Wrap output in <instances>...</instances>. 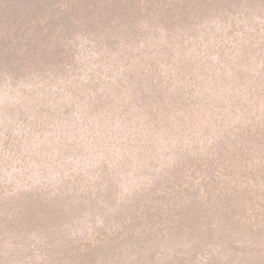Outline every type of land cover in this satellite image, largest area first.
Returning a JSON list of instances; mask_svg holds the SVG:
<instances>
[{
	"label": "rangeland",
	"instance_id": "rangeland-1",
	"mask_svg": "<svg viewBox=\"0 0 264 264\" xmlns=\"http://www.w3.org/2000/svg\"><path fill=\"white\" fill-rule=\"evenodd\" d=\"M201 1L206 6L213 0L140 3L143 8L151 5L149 16L161 22L152 34H144L141 23H132L133 28L121 27L111 36L34 41L39 54L1 57L11 68L0 77L5 79H0V202L32 192L42 198L63 196L73 207L62 204L56 211L61 216L52 219L41 216L3 225L0 217V264L3 259L10 264H49L41 253L50 245L56 248L49 237L59 239V233L83 241L79 245L103 233L125 235L123 230L138 238L140 228L123 226L134 222L138 212L144 215L143 205L155 204L149 198L153 195L180 203L189 198L181 190L192 188L188 191L197 189L199 195L194 201H201L199 184L209 169L198 160L200 171L197 160H188L179 171L182 167L173 161L177 141L194 137L191 124L199 129L208 124L205 133L211 137L220 129L222 136L228 135L229 126L238 133L248 125L238 122V109L249 115L264 108V47L243 46L235 61L222 64L234 49L223 48V39L209 43L211 36L191 31L186 19L200 15ZM202 23L208 25L207 20ZM258 23L250 30L258 32L264 44V28ZM231 37L237 41L235 34ZM204 91L212 92L202 100ZM206 103L216 105L220 114L211 113ZM257 120L254 117V124ZM214 121L217 131L211 127ZM223 169L219 164L210 168L224 180ZM54 226L58 234H51ZM45 237L49 240L44 243ZM186 237L173 235L145 245L134 259L131 254L138 247L124 246L100 264H216L212 259L223 264L229 255L217 256L215 247L199 244L192 248L198 256L192 259Z\"/></svg>",
	"mask_w": 264,
	"mask_h": 264
},
{
	"label": "trees",
	"instance_id": "trees-1",
	"mask_svg": "<svg viewBox=\"0 0 264 264\" xmlns=\"http://www.w3.org/2000/svg\"><path fill=\"white\" fill-rule=\"evenodd\" d=\"M167 1L163 0L162 5ZM147 2L157 3L160 0H0V59L12 55L13 52L22 55L27 52L39 54L40 50L37 51L33 46L34 41L43 42L58 37L68 39L76 36H111L121 27L133 28L132 23H141L140 26L143 27L141 31H144V34H152L155 26L161 22L157 17L149 16L148 9L151 5L144 8L140 6V3L143 5ZM201 3L203 4L202 1ZM233 4L227 5V3L213 0L210 4L206 6L203 4L198 9L201 10L199 16L186 18L190 20L191 31L196 28L211 36L207 38V40H213L208 41L209 43L223 39L221 40L225 43H221L223 48L228 45L234 49L228 52L229 55H225L226 60L222 63L230 62L229 65L235 61L237 52L243 51L242 48H246V45L249 47L256 44L257 48L264 47L260 34L250 30L257 22L264 28V0H235ZM136 8H139V18L135 17ZM233 8L235 10L231 11ZM144 10L146 12L141 15L140 12ZM129 15L133 19L129 18ZM203 20H207L208 25L203 24ZM234 34L237 36V41L231 37ZM199 41L202 42L203 39ZM6 63L0 62V77H6L11 68ZM254 88L250 87L248 90L252 91ZM210 92L212 91L201 93L202 100L208 99ZM225 92L221 94L224 96ZM215 106L206 103L205 107L211 108L210 111L213 114L215 112L220 114L221 109L216 110ZM237 112L240 114L238 122L248 124L238 133L235 132L236 127L229 126L231 130L229 129L228 135L222 136L224 130L220 129L217 135L211 137L205 133L208 124L203 125L202 129L191 124L190 129L194 131V137L186 135L181 141H177L178 146L175 150L178 157L173 161L175 166V160H177L178 167H182L179 171L183 170V165L191 160H197V163L201 160V164H205L209 169L204 171L206 175L199 184L203 193L201 201H194L199 195L197 189L188 191L192 188L181 190L184 198H187L186 196L189 198L180 203L163 196L153 195L149 198L154 200L155 204L143 205L144 215L140 217L142 214L138 212L134 222L123 226L140 228L137 231L138 238L129 235L128 230H123L125 235L118 231L109 236L103 233L91 236L87 242L79 245L83 241L62 237L60 233L59 239L57 235H51L49 237L51 244H56V248L50 245L46 248L47 250L42 251L45 262L100 264L109 257L112 258L114 253L124 246L138 247L135 252L134 250L128 252L129 254L132 252L131 259H134L136 258L134 254H140L143 249H146L145 245L169 240L173 235H184L190 240L186 239L190 251L202 244L206 247H215L217 256L227 252L229 255L223 259V264H233V262L264 264V201L259 200L264 196L262 192L264 191L262 189L264 188V108L261 113L258 111L249 115L239 109ZM254 117L258 118L256 124L253 121ZM211 119L215 120L217 117H211ZM211 127L219 129L215 121L211 123ZM172 150L167 148V152ZM200 162L196 164V168L201 171L203 166ZM218 164L224 168L223 174L226 178L224 180L217 175L219 173L215 175L216 169L210 170ZM250 184L254 189L250 187ZM241 185L245 186L241 187ZM31 193H24L23 197L17 201L0 202V217H3L1 222L3 225L24 222L25 219L38 220L41 216L48 219L57 218L61 214H57L56 211L63 209L62 204H70L73 207V203L69 201L68 204V200L63 196L52 195L42 198L38 193ZM79 200L85 201L83 196ZM151 208L154 209L151 210ZM158 209L162 211L159 212ZM4 228L6 229L4 231H8L7 234L10 235V229ZM56 228L57 226L52 227L54 233L51 234H58ZM62 238L63 241H61ZM47 239L45 237L43 242L45 243ZM71 244H73L72 247ZM97 245L101 247H95ZM0 253H3V250H0ZM233 254L237 255L235 256L237 261L231 258ZM197 257L194 252L192 259ZM212 261L219 263L213 259ZM10 262L3 259L1 264H10ZM180 262L187 263L186 260H179L177 264Z\"/></svg>",
	"mask_w": 264,
	"mask_h": 264
}]
</instances>
